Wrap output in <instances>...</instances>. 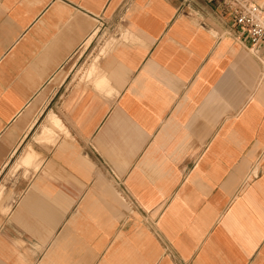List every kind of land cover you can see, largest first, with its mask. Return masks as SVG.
Here are the masks:
<instances>
[{
  "label": "crops",
  "instance_id": "0c3cea01",
  "mask_svg": "<svg viewBox=\"0 0 264 264\" xmlns=\"http://www.w3.org/2000/svg\"><path fill=\"white\" fill-rule=\"evenodd\" d=\"M0 264H264V48L217 0H0Z\"/></svg>",
  "mask_w": 264,
  "mask_h": 264
},
{
  "label": "built area",
  "instance_id": "2783aa9c",
  "mask_svg": "<svg viewBox=\"0 0 264 264\" xmlns=\"http://www.w3.org/2000/svg\"><path fill=\"white\" fill-rule=\"evenodd\" d=\"M223 15L241 31L250 47L264 48V3L258 0H217Z\"/></svg>",
  "mask_w": 264,
  "mask_h": 264
},
{
  "label": "rangeland",
  "instance_id": "374dc122",
  "mask_svg": "<svg viewBox=\"0 0 264 264\" xmlns=\"http://www.w3.org/2000/svg\"><path fill=\"white\" fill-rule=\"evenodd\" d=\"M259 2H263L264 3V0H258ZM98 31V30H97ZM97 31L95 32V35L97 33ZM100 38L99 40H102L96 47H97V50H95L96 52L99 50V53L101 51V49L103 47H105V45L107 44L108 41H110V38H114L116 40V30H108V29H104L101 33H100ZM94 35V36H95ZM93 36V37H94ZM91 39V38H90ZM96 52L92 54V56H90V58H96ZM103 54V53H101Z\"/></svg>",
  "mask_w": 264,
  "mask_h": 264
}]
</instances>
